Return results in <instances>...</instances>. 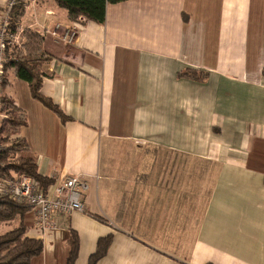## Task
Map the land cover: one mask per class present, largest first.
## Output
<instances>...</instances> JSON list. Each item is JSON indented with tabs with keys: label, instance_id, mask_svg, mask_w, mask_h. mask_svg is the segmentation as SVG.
Returning a JSON list of instances; mask_svg holds the SVG:
<instances>
[{
	"label": "crops",
	"instance_id": "0c3cea01",
	"mask_svg": "<svg viewBox=\"0 0 264 264\" xmlns=\"http://www.w3.org/2000/svg\"><path fill=\"white\" fill-rule=\"evenodd\" d=\"M39 25L42 91L72 119L13 68L3 95L26 112L40 172L89 187L85 211L54 213L51 228L26 211L27 235L44 242L31 264H66L71 229L77 264L108 235L98 264H264V0H125L104 22L37 0L19 27Z\"/></svg>",
	"mask_w": 264,
	"mask_h": 264
},
{
	"label": "trees",
	"instance_id": "16d2710c",
	"mask_svg": "<svg viewBox=\"0 0 264 264\" xmlns=\"http://www.w3.org/2000/svg\"><path fill=\"white\" fill-rule=\"evenodd\" d=\"M56 4L68 11L72 20L86 17L88 20L104 22L106 9L110 3L125 0H54ZM25 8L18 3L9 13V30L16 31ZM44 34L34 28L24 31V43L20 47H8V61L5 65V76L2 87L5 86L7 71L14 69L15 75L28 82L32 96L56 112L65 123L72 118L65 115L58 105L43 91L45 73L43 66L50 61L49 55L43 51ZM181 76L202 80L206 73L188 68ZM2 112L4 117L0 125L1 142L5 148L1 152L0 184L6 179L20 174L34 176L43 189L50 186L54 180L40 172L34 159L25 155L29 150L28 141L20 134V128L27 125L26 112L16 104L10 95L2 94ZM27 204L19 203L7 195H0V264H31L32 260L44 250L42 239L27 235L28 227L24 220ZM112 243V235L100 238L96 251L90 255L88 264H98L107 254ZM70 250L66 264H77L80 252V237L76 230L71 229L69 239Z\"/></svg>",
	"mask_w": 264,
	"mask_h": 264
},
{
	"label": "built area",
	"instance_id": "2783aa9c",
	"mask_svg": "<svg viewBox=\"0 0 264 264\" xmlns=\"http://www.w3.org/2000/svg\"><path fill=\"white\" fill-rule=\"evenodd\" d=\"M36 1L0 0L2 11L0 19V125L4 117V112L1 109L2 84L5 76V65L8 61L6 49L21 46L24 42L23 34L26 29L18 26L16 31H10L9 13L18 3H21L26 10ZM79 19H85V17H79ZM35 29L42 34L47 32L42 25L35 27ZM60 29H62L61 25L57 24L50 32L66 42H72L76 37L74 29L67 28L63 34L59 33ZM4 148L5 145L1 142L0 136V156ZM0 165H2L1 161ZM88 187L89 183L82 175H69L43 189L34 176L24 173L16 177L6 178L0 184V195H7L19 203L31 206L36 212L38 225L43 229H48L55 225L52 218L54 213L70 215L77 211H85L84 193Z\"/></svg>",
	"mask_w": 264,
	"mask_h": 264
},
{
	"label": "rangeland",
	"instance_id": "374dc122",
	"mask_svg": "<svg viewBox=\"0 0 264 264\" xmlns=\"http://www.w3.org/2000/svg\"><path fill=\"white\" fill-rule=\"evenodd\" d=\"M0 11H1V9H0ZM23 39H24V34H23ZM24 43V42H23ZM20 47V46H19Z\"/></svg>",
	"mask_w": 264,
	"mask_h": 264
}]
</instances>
